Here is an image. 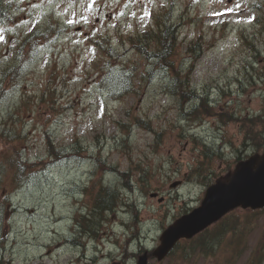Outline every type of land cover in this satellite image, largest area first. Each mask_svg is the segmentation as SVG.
<instances>
[{"label": "rangeland", "instance_id": "1", "mask_svg": "<svg viewBox=\"0 0 264 264\" xmlns=\"http://www.w3.org/2000/svg\"><path fill=\"white\" fill-rule=\"evenodd\" d=\"M8 1L10 18L0 21V157L14 143L22 159L39 164L2 191L10 204L0 264H136L236 155L255 149L253 130L245 137L238 121L264 116V0ZM164 22L179 29L171 66L160 68L148 58L155 44L144 53L130 38ZM49 24L61 32L23 43ZM195 42L198 52L189 50ZM185 76L212 103L210 114L183 115L194 99L167 91L173 77ZM220 112L238 119L224 124ZM76 139L84 149L64 159L48 152L49 142L65 153ZM205 156L212 173L200 182L191 173ZM141 171L158 196L144 191ZM100 184L117 188L125 203L98 218L92 237L76 222ZM235 220L242 238L234 250L225 234L217 254L149 264H264V212L237 208L215 227Z\"/></svg>", "mask_w": 264, "mask_h": 264}, {"label": "trees", "instance_id": "2", "mask_svg": "<svg viewBox=\"0 0 264 264\" xmlns=\"http://www.w3.org/2000/svg\"><path fill=\"white\" fill-rule=\"evenodd\" d=\"M11 4V1L0 0V21L10 18L8 11L10 10V8H13ZM54 24H57V22H55ZM163 25V27L159 26L157 31L144 33V37H142L141 35L131 37L130 41L135 48L144 53L147 52V47L149 46V44L154 43L156 47L155 51H148V58L151 59L150 63L155 67L167 68L171 66L169 58L174 53V49L177 45L178 31L177 25L167 24L165 22L163 23ZM59 32L61 31L56 29V27H51L50 24L47 27H44V29H42L41 31L39 27H34L25 36V38L23 39V43H35L36 40H39L41 38L49 40L51 35H57ZM199 47L200 43L195 42L193 45L189 46V50L198 52ZM177 70L178 69H174L175 74ZM175 77H173L170 81L171 83L167 85V91L175 95L180 102H183L184 100L194 99V104L190 106L188 110L181 111L183 115H195L196 118H198V116L200 115L210 114L212 110L210 102H208L207 97L201 96L200 94L196 93L194 89L189 87L188 76H185L184 78ZM220 118L221 121H225L231 120L232 118L236 117H234L233 114L230 113L227 116L221 114ZM136 122L140 125L143 124L142 119L140 118H136ZM259 125H261V128H258ZM242 126L245 128V137L247 136L248 132H250V130H253V132H251L253 133V138L255 140V149L252 150L255 152L264 151V136L262 135V132L264 133V116L259 115L248 119L243 118ZM257 138H260V140L257 141ZM79 143L80 141L76 139L70 145V148L67 149L64 153L61 149L55 148L49 142L48 152H50V155L54 156V158L56 159H60L61 157L65 158L68 154L74 151L77 152L78 147L81 149L84 148L81 143ZM11 145L12 146L9 147L6 151V155L0 157V241L3 240L2 230L5 227L2 213L6 211L10 204L9 197L6 194H2L4 187L7 185L12 189L17 188L29 176V174L33 172V167L39 164L36 162H28L26 159H22L19 147L14 143H12ZM210 162V158L205 156L204 160L199 163V166L197 167L198 169L195 168L192 171V177L194 179L199 178L200 182H204L205 178H207V175H210L212 173L210 171ZM40 165L44 166L41 162ZM100 165H102V163H100ZM7 172H9V177L6 179L5 173ZM120 174L125 175V172H121ZM145 174L146 172L144 171L138 173V180L140 182L143 180L145 181L144 191L147 192L149 190V185L148 181L146 180L147 178ZM126 178L127 179L124 182H121L123 183V186L130 188L131 177L126 175ZM120 203H123V198L117 188H112L103 184L96 186L94 191L91 192V201L86 212H82L77 218L76 223L78 226V230L80 232H84L87 235L96 236L98 226L99 224H101L99 223L98 218L102 220L106 219L105 212L113 211L119 206ZM183 210L186 211L187 208L184 207ZM248 211L253 215V217H255L258 213L264 212V208ZM244 225L247 227V223H244ZM241 226L242 225L240 224V222L235 220L233 221L232 225L222 223L220 224V226H214V229L207 228L191 239L181 240L177 242L175 247L170 251L167 258L172 257L175 261H186L193 254H202L204 256L214 255L221 248V244L223 247L224 241H222V239L225 234H227L225 238H227V240L229 238L230 240V242L226 244L225 247L227 248L232 246L231 249L234 250V247L236 245H234L233 243L238 244L242 238L240 229ZM225 247L223 249H225ZM260 257L261 255H259L257 258L254 257L253 261L258 262V259Z\"/></svg>", "mask_w": 264, "mask_h": 264}, {"label": "water", "instance_id": "3", "mask_svg": "<svg viewBox=\"0 0 264 264\" xmlns=\"http://www.w3.org/2000/svg\"><path fill=\"white\" fill-rule=\"evenodd\" d=\"M238 206L252 209L264 206V153L239 161L233 171L209 185L200 205L162 232L152 255L157 260L163 259L179 239L192 237ZM137 264H148L147 252L138 257Z\"/></svg>", "mask_w": 264, "mask_h": 264}, {"label": "snow or ice", "instance_id": "4", "mask_svg": "<svg viewBox=\"0 0 264 264\" xmlns=\"http://www.w3.org/2000/svg\"><path fill=\"white\" fill-rule=\"evenodd\" d=\"M237 7H239V5H237Z\"/></svg>", "mask_w": 264, "mask_h": 264}]
</instances>
